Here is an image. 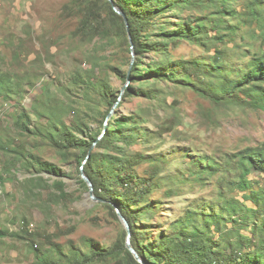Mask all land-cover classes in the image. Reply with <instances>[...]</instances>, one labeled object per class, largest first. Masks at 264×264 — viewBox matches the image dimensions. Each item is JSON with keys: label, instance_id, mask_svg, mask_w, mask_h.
<instances>
[{"label": "rangeland", "instance_id": "rangeland-1", "mask_svg": "<svg viewBox=\"0 0 264 264\" xmlns=\"http://www.w3.org/2000/svg\"><path fill=\"white\" fill-rule=\"evenodd\" d=\"M249 1L236 0L239 11H247ZM89 2L85 0V7ZM199 13L191 8L178 13L172 10L168 12V19L176 22L179 17ZM81 16L79 3L73 0H0V73L12 79L15 89L11 98L0 99L1 139L11 140V148L26 146L69 173L64 178L67 195L61 197L55 187L42 186L41 181H25L31 174L16 164V153L0 149V175L4 180L0 182V229L7 232L0 238V264H35L31 245L35 242L49 246L48 234H53V240L68 250L71 244L83 245L82 240L86 238L111 246L125 228L103 196L94 191L93 198L82 185L77 150L64 156L45 135L23 131L17 124L18 113L23 108L31 116V129H50L49 114L35 112L34 103L42 96L41 104L52 105L58 119L70 125L77 114L82 111L84 114L87 95L95 91L86 85L90 78L109 83L113 91L126 88L131 81L124 82L117 74L131 69L139 57L132 44L115 34L106 39L83 37L78 32ZM237 42L252 52L264 49V27L257 22L244 23ZM234 43L229 42L228 46L232 48ZM210 53L212 50L205 51L196 43L183 41L173 46L171 56L189 58ZM143 57L157 59L160 54L146 51ZM44 83L48 90L43 87ZM135 85L151 91L150 95L125 97L121 103L114 104L111 115L132 116L139 121L140 138L127 151L167 160L165 173L161 175L178 173L186 168L185 161L197 155L214 158L228 169L224 165L234 153L264 142L262 108L243 103L216 104L192 86L177 81L155 79ZM106 108V104H101L100 111ZM97 149L96 145L92 148ZM9 159L13 168L7 173ZM86 162L87 158L83 163ZM154 165L145 160L136 169L141 175L149 176V169ZM239 174L238 170H229L222 178L219 172L209 176L205 184L161 181L162 186L150 196L155 205L159 203L152 219L147 220L148 216L143 215L139 223L141 230H147L149 239L145 242L153 239L158 242L156 236L161 232L172 233L171 223L184 215L189 206L207 207L208 201L219 200L220 191L254 205L246 199L242 188L229 185L230 181L240 180ZM39 175L51 178L45 172ZM248 178L257 189L264 188V173L252 172ZM170 187L176 188L175 194L167 193ZM24 221L32 222L33 235L23 231ZM16 231L18 234L12 235ZM242 232L252 233L246 227ZM94 264H115V260Z\"/></svg>", "mask_w": 264, "mask_h": 264}, {"label": "trees", "instance_id": "trees-1", "mask_svg": "<svg viewBox=\"0 0 264 264\" xmlns=\"http://www.w3.org/2000/svg\"><path fill=\"white\" fill-rule=\"evenodd\" d=\"M73 1L79 3L81 10L78 32L83 37L106 39L115 34L131 43V36L133 51L139 57L131 69L117 74L124 82L131 81L121 94L122 89L113 91L109 83L90 78L86 85L95 91L87 95L89 99L84 114L83 111L77 114L70 125L58 119L52 105L41 104L42 96L34 103L35 112L49 114L50 129H31V116L23 108L18 113L17 124L23 131L45 135L64 156L74 149L78 151L79 171L82 172L83 167L93 182L95 194L103 196L116 217H119L117 208L126 216L132 231L130 242L147 264H264V188L257 189L248 178L252 172L264 173V142L234 153L224 165L228 169L214 158L197 155L185 161L186 168L178 173L161 175L165 173L167 160L127 151L140 138L139 121L117 113L108 117L117 101L121 103L132 94L150 95L151 91L135 84L155 79L192 86L216 104L243 103L264 109V49L252 52L237 42L244 23L257 22L264 27V0L249 1L247 11H239L236 0H113L126 13L129 30L125 17L114 9L110 0L102 3L86 0L90 1L86 7L85 0ZM185 8L197 9L200 13L179 17L176 22L168 19V12L174 10L178 13ZM183 41L196 43L212 53L189 58L172 57L173 46ZM232 41L235 43L230 48L228 43ZM146 51L160 54V58L144 60ZM246 56L248 58L244 59ZM46 85L44 83L43 87ZM13 86L12 79L0 73V99L11 98L15 90ZM45 92L43 90L42 94ZM101 104L107 105L102 112ZM1 138L0 134V149L15 152L16 164H21L20 167L31 174L25 181H41L42 186L55 187L59 196L67 195L64 178L69 173L62 166L24 145L20 149L11 148V140L6 142ZM95 145L98 149L92 150ZM186 155L190 156L189 153ZM85 158L87 162L84 164ZM145 160L155 164L149 169V176L141 175L136 169ZM12 165L9 159L7 173L12 170ZM229 170L240 172V180L230 181L229 185L242 188L246 199L253 201L254 205L220 191L217 202L206 203L208 208L189 206L184 215L169 224L172 233L161 232L156 236L158 242L155 239L145 242L149 239L147 230H141L139 223L143 215L148 216L147 220L152 219L159 203L155 205L150 196L162 186L161 181L205 184L209 176L220 172L224 178ZM41 172L55 177L54 181L50 183L51 178L39 175ZM80 181L90 189L82 175ZM0 182L4 183L2 175ZM176 191L170 187L167 193L172 195ZM23 223V231L33 235L32 222ZM228 223L232 226L228 227ZM245 227L252 231L251 235L242 232ZM5 233L0 229V238ZM46 237L49 246L35 242L31 245L35 264H94L110 260H115V264H142L127 247L126 228L111 246L86 238L82 240L83 245L71 244L65 250L53 240V234Z\"/></svg>", "mask_w": 264, "mask_h": 264}, {"label": "water", "instance_id": "water-1", "mask_svg": "<svg viewBox=\"0 0 264 264\" xmlns=\"http://www.w3.org/2000/svg\"><path fill=\"white\" fill-rule=\"evenodd\" d=\"M113 4V7L114 9L121 15H123L125 17V21L127 23V27H129V19L126 15V13L123 11V9L117 5H115L114 1L113 0H110ZM129 30V28H128ZM130 39H131V43L133 44L132 42V38L130 36ZM133 46V45H132ZM125 90V87L122 88V92L121 94L124 92ZM119 101L116 102V104H118ZM112 112H114V108L111 110V112H109V116L108 117H111V114ZM104 134L101 135V137L103 136ZM81 175L82 177L84 178V180L88 183L90 189L89 191L91 192V196L93 198H95V195H94V186H93V182L91 181V179L89 178V176L85 173V171L83 170V167H82V172H81ZM117 212H118V216L119 218L121 219V221L123 222L125 228L127 229L128 231V237H127V247L128 249L135 255V257L137 258L138 261H140L142 264H145L146 262L144 261V259L139 255V253L137 252V250L134 248V246L132 245V243L130 242L131 241V235H132V231H131V226L129 224V221L128 219L126 218V216L119 210V208H117Z\"/></svg>", "mask_w": 264, "mask_h": 264}]
</instances>
